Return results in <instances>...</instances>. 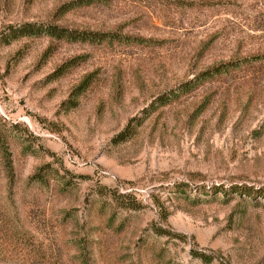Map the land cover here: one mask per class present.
Instances as JSON below:
<instances>
[{
    "label": "rangeland",
    "instance_id": "1",
    "mask_svg": "<svg viewBox=\"0 0 264 264\" xmlns=\"http://www.w3.org/2000/svg\"><path fill=\"white\" fill-rule=\"evenodd\" d=\"M261 190L264 0H0V264H264Z\"/></svg>",
    "mask_w": 264,
    "mask_h": 264
},
{
    "label": "trees",
    "instance_id": "2",
    "mask_svg": "<svg viewBox=\"0 0 264 264\" xmlns=\"http://www.w3.org/2000/svg\"><path fill=\"white\" fill-rule=\"evenodd\" d=\"M79 1V0H78ZM76 2V1H75ZM74 2H72L73 4ZM79 4V3H78ZM23 32H26V35H46L48 37H53L55 39H65L68 41H84V40H89V41H93V40H100L101 38L97 37L95 34L93 33H76V32H70V31H66L64 29H60L57 28L55 26H34V25H25L23 26V29H21ZM86 87V86H85ZM82 88L84 89V86H82ZM250 188L246 187V186H239L236 188V191L242 192L247 194L248 190ZM258 196L263 197L264 199V190L260 191V194H258ZM157 234H162L164 233V230L160 229V228H156L155 230ZM177 237H179V239H183L184 236L182 235H178ZM191 257L194 258H198L201 262L203 263H210L214 257L212 255H207L201 252H197L195 250H190L189 251Z\"/></svg>",
    "mask_w": 264,
    "mask_h": 264
}]
</instances>
